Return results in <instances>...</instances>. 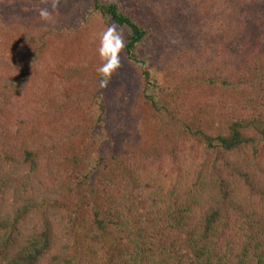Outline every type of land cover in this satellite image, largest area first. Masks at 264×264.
Instances as JSON below:
<instances>
[{
	"label": "trees",
	"instance_id": "1",
	"mask_svg": "<svg viewBox=\"0 0 264 264\" xmlns=\"http://www.w3.org/2000/svg\"><path fill=\"white\" fill-rule=\"evenodd\" d=\"M135 2L0 0V264H264V0Z\"/></svg>",
	"mask_w": 264,
	"mask_h": 264
},
{
	"label": "clouds",
	"instance_id": "2",
	"mask_svg": "<svg viewBox=\"0 0 264 264\" xmlns=\"http://www.w3.org/2000/svg\"><path fill=\"white\" fill-rule=\"evenodd\" d=\"M49 7L39 9L40 18L48 23H55L53 12H57L60 0H43ZM100 43L98 52L103 61L102 65L97 68L99 73L100 87L106 88L111 76L122 66L121 53L125 48V39L122 31L116 25H109L99 37Z\"/></svg>",
	"mask_w": 264,
	"mask_h": 264
},
{
	"label": "rangeland",
	"instance_id": "3",
	"mask_svg": "<svg viewBox=\"0 0 264 264\" xmlns=\"http://www.w3.org/2000/svg\"><path fill=\"white\" fill-rule=\"evenodd\" d=\"M34 3L39 6L40 4V1L41 0H33ZM133 1H136L134 4H138L140 5V8L143 10V9H148V10H152V8H156L155 6H158V0H123V2H128L126 5L127 7H132L131 4H133L132 2ZM67 0H60V5L59 7H62L63 6V3H66ZM148 4H149V7H148ZM46 5V4H45ZM50 6V5H49ZM158 9V8H156ZM83 45V44H82ZM80 52V49L77 47L76 50L74 51V56H76L78 53ZM98 56H99V53H98ZM96 59V58H95ZM82 74V73H81Z\"/></svg>",
	"mask_w": 264,
	"mask_h": 264
}]
</instances>
